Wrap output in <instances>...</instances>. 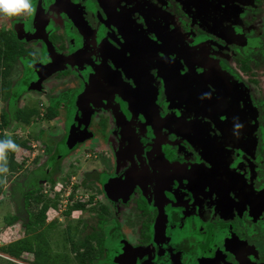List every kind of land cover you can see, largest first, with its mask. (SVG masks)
I'll list each match as a JSON object with an SVG mask.
<instances>
[{
  "label": "flooded vegetation",
  "instance_id": "obj_1",
  "mask_svg": "<svg viewBox=\"0 0 264 264\" xmlns=\"http://www.w3.org/2000/svg\"><path fill=\"white\" fill-rule=\"evenodd\" d=\"M31 6L0 15V136L30 128L26 216L48 203L15 259L264 264V0Z\"/></svg>",
  "mask_w": 264,
  "mask_h": 264
},
{
  "label": "trees",
  "instance_id": "obj_2",
  "mask_svg": "<svg viewBox=\"0 0 264 264\" xmlns=\"http://www.w3.org/2000/svg\"><path fill=\"white\" fill-rule=\"evenodd\" d=\"M34 111H29L27 115L23 116V114L21 112H14L13 115V120H27L30 121L31 119V114ZM4 123H6V119L4 118ZM0 139H6L5 136H0ZM12 140L19 146L18 148H23L26 147V143L22 140L19 139H15L12 138ZM15 152H8L7 153V157L8 154H10V159L6 161V167L8 169V171L6 173L0 172V195H2L5 191V186H6V182L9 179V174L10 173H16L18 171V169H20L21 164L17 163L15 161ZM3 162L0 161V164H2ZM22 184V185H21ZM22 186L24 187V182L22 180H14L11 183V195H12V199H13V203H14V212L12 214L9 215H5L4 216V222L6 223V225H11L14 224L18 221L21 222V224H28V226H35L34 224L37 223H43L45 222V216H47V214L45 215V211L48 207V203H45L44 206L42 207L41 210H39L35 216H31L30 214H28V216H26V209H25V205L23 202H19V195L22 197V201L24 200L23 198V189ZM9 189V188H8ZM22 189V190H21ZM22 191V192H21ZM40 201V197H37L36 199V204L35 206H38V203ZM51 202V201H50ZM47 213V212H46ZM38 215V216H36ZM32 239L34 240V244L37 246V253L39 251H42V246H41V239H43L42 234L41 235H34L32 237ZM4 245L0 246V251H2L4 254H7L13 258H20L21 253L28 248L27 246V242L26 240H23L22 238H16V240H11L8 242H4ZM30 245V243H29ZM30 247H32L30 245Z\"/></svg>",
  "mask_w": 264,
  "mask_h": 264
},
{
  "label": "rangeland",
  "instance_id": "obj_3",
  "mask_svg": "<svg viewBox=\"0 0 264 264\" xmlns=\"http://www.w3.org/2000/svg\"><path fill=\"white\" fill-rule=\"evenodd\" d=\"M29 129L28 130H25V128L23 129L21 124L16 125L12 129L13 132L10 135L12 136V138H15V139H23L24 137H26V135H29V132H28L30 131ZM30 135H32V132H30ZM29 140L32 142V144H36V146L31 147V149L29 150L18 148V150L15 153L14 158L17 163L21 164V167L20 169H18L16 173H12L11 176H9L10 179H12L11 182H13L14 180H22V174H23L22 167H23L24 162L26 163L27 159L30 160L33 155L42 154L41 152L42 146L40 145L39 141H37L36 139H33L31 136ZM8 183L9 182L7 180V185ZM7 189L8 187L6 188V190ZM22 189H23V186H22ZM19 202H22V197L20 195H19ZM8 211H10L11 213L14 212L13 203L10 201L9 197L6 196L5 193H3L2 195H0V241H1L0 246L2 244L4 245V242H8L16 238L22 237V228H21L20 221L12 224L9 228L5 229L7 225H5L3 219H4V216L7 215ZM2 254L4 253L0 251V264H21L20 260L15 259L10 256L6 258V257H3Z\"/></svg>",
  "mask_w": 264,
  "mask_h": 264
},
{
  "label": "clouds",
  "instance_id": "obj_4",
  "mask_svg": "<svg viewBox=\"0 0 264 264\" xmlns=\"http://www.w3.org/2000/svg\"><path fill=\"white\" fill-rule=\"evenodd\" d=\"M32 6L31 0H0V15L6 17H16L22 14H31ZM235 127L239 128L242 125L237 124ZM18 145L11 139H0V172L6 173L7 153L18 150Z\"/></svg>",
  "mask_w": 264,
  "mask_h": 264
}]
</instances>
